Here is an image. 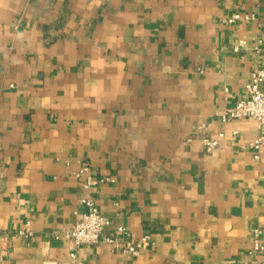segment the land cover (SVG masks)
I'll return each mask as SVG.
<instances>
[{
  "label": "crops",
  "instance_id": "obj_1",
  "mask_svg": "<svg viewBox=\"0 0 264 264\" xmlns=\"http://www.w3.org/2000/svg\"><path fill=\"white\" fill-rule=\"evenodd\" d=\"M262 57L264 0H0V264H258L264 148L220 114ZM85 165L109 233L151 235L138 257L64 237Z\"/></svg>",
  "mask_w": 264,
  "mask_h": 264
},
{
  "label": "built area",
  "instance_id": "obj_2",
  "mask_svg": "<svg viewBox=\"0 0 264 264\" xmlns=\"http://www.w3.org/2000/svg\"><path fill=\"white\" fill-rule=\"evenodd\" d=\"M249 19L248 16L235 13L226 19L229 24H235L239 21ZM262 40H258L253 45V50L261 55ZM249 45L246 39H239L233 47L234 52H240ZM264 84V58L258 59L253 66L250 82L247 84L248 96L233 107L226 108L221 114V120L227 124L234 120L251 119L254 120L258 127V135L250 144V148L254 152V158L259 160L261 150L264 148V90L261 86ZM237 134V131L234 132ZM225 136L220 132L217 137H206L202 140L203 146L207 153L215 151L220 140ZM191 141V140H189ZM77 178L84 180V188L89 192L83 200L85 208L81 219L75 226L64 234L76 247L91 246L94 244H105L110 247L118 248L127 258L138 257L143 251L148 250L152 245V237L150 234H144L137 240H120L119 236L124 234L126 229L122 226L118 227L113 233H109L111 220L105 216L97 206L96 200L90 194L91 190L97 185V181L91 175V168L85 165L75 172ZM31 233L29 228L20 231L19 235L28 236ZM3 234L0 232V237ZM253 242L249 253H260L262 260L258 264H264V232L261 228L252 230ZM74 256V254L72 255ZM241 264H248L242 262Z\"/></svg>",
  "mask_w": 264,
  "mask_h": 264
}]
</instances>
